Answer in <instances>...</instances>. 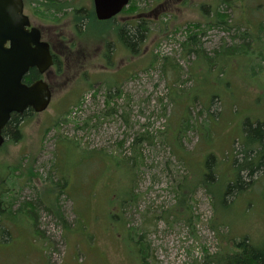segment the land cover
Here are the masks:
<instances>
[{
	"label": "rangeland",
	"instance_id": "obj_1",
	"mask_svg": "<svg viewBox=\"0 0 264 264\" xmlns=\"http://www.w3.org/2000/svg\"><path fill=\"white\" fill-rule=\"evenodd\" d=\"M39 1L27 0L37 24L56 23L70 34L77 22L75 39L111 46L108 59H99L97 51L83 64L89 85L76 94L68 68L49 108L21 124L20 140L9 136L0 146V192L10 186L14 195L13 217L0 222L6 231H0V264H204L206 253L222 251L229 240L247 235L260 244L264 170L251 177L242 172L246 191L226 195L215 228L212 197L197 183L214 152L216 176L209 181L224 193L234 154L243 157L245 120L264 122V0H169L159 19L147 20L150 31L136 51L111 25L123 26L126 19L110 24L78 17L93 10V0H52L58 8L44 18L34 12ZM160 1L133 0L135 9L128 12L150 13ZM217 12L227 15L228 29L205 28L217 22ZM199 22L205 55L235 44L206 61L217 64L210 70L182 46L190 25ZM167 57L179 67L173 69L177 79L171 70L163 72ZM109 90L119 94L110 113ZM145 132L150 141H140L142 155H136L135 139ZM183 183L185 194L187 185L196 184L187 198L192 226L185 206L179 218L169 213L180 202ZM26 201V213L20 212ZM142 241L150 245L146 259L139 258Z\"/></svg>",
	"mask_w": 264,
	"mask_h": 264
},
{
	"label": "trees",
	"instance_id": "obj_2",
	"mask_svg": "<svg viewBox=\"0 0 264 264\" xmlns=\"http://www.w3.org/2000/svg\"><path fill=\"white\" fill-rule=\"evenodd\" d=\"M38 1L39 0H37V2ZM167 3L169 4V1ZM158 7L159 6H157V4H156L155 9H153V11L150 13L138 11L136 13V18H139V21H141V22L135 27H132L128 24H124L123 26L119 27V26L111 24V21H108V22H110V24L113 26L114 32L118 34V36H119L118 39H120V40L122 39L124 42V45H126L130 49L136 51L138 49V47L142 44V42L145 41V39L147 38L148 33L150 31L148 25L146 24L147 20L156 19L155 18V15H156L155 12L159 11L160 8L167 7V5H164L160 8H158ZM57 8H58V5L55 2H53L52 0H47V1H41L40 0L39 3L37 4V6L34 7V9H35L34 12H35V14H38L44 18V16H46V14L53 15L54 12H52L51 14H49V12H51L52 9L55 10ZM130 8L135 9V7H133V0L131 1L130 6L124 10L125 12H123V14L132 15L131 13L128 12L130 10ZM134 9H132V10H134ZM85 10L87 11V12L85 11L86 15H81L78 17H85L88 19H96L94 9L90 10V11L87 9H85ZM83 11L84 10H82V12ZM74 12H79V11L75 10ZM151 15H153L154 18L151 17ZM217 17H218L217 22L212 23V24H208L205 26V28L212 27V26L216 25V26H219L223 29H225V28L228 29L229 28L228 27V21H227V19H225L227 17V15H225V13H220V12L218 13L217 12ZM75 23H77V22H75ZM261 29L264 32V25L263 24L261 25ZM77 30L79 31V33H81V30L79 27H77ZM189 30H190V32L187 35L186 40L182 43L183 50H184V53L197 55V57L199 58V62H198L199 65L198 66H202L201 63H203V61L206 62L209 59H213L214 57H217L221 49H223V48L230 49L232 47V45H235V44H232V45L227 46L224 44L222 46V48L217 51V54L215 56L214 55L207 56L204 54V48H203V43H202V39H201V37L204 35V28L202 27V23H198V24L196 23V24L190 25ZM238 35H239V38H241L240 37L241 33L240 34L238 33ZM102 42H103V40H102ZM109 46H111V45L109 44ZM154 58H155V56H154ZM262 61L264 62V59H262ZM151 63H152L151 64V66H152L153 62H151ZM204 65H205V63H204ZM212 65H217V64L212 63L209 67L207 62H206V66L209 67L208 68L209 70H210ZM220 66L221 67H220L219 74H222L221 72H223L224 67L222 64ZM169 67H171L172 69H169ZM263 67H264V64H263ZM162 68H163V72L165 74H167L166 69H168V70H171L173 72V76L176 77V79L178 78L179 73H177L175 70L173 71V69H176L179 67H178V65H173L171 63L169 57H167L165 59V61L163 62ZM257 72L260 73L261 71H257ZM255 75H258V74H255ZM37 76H38L37 71L35 69H31L28 72V74L26 75V78L28 80H32V79L36 78ZM171 89L174 93L176 92V91H174L172 86H171ZM115 95H119V94H114V93H112L111 90H109L105 94V97H106L105 101L107 103V108H109V107L111 108L110 111H108V113H110L112 110H115V108H116L115 106H114V108L110 106V102L115 97ZM194 96L195 97L193 99H196L197 95H194ZM216 97L217 96H215L214 98H216ZM78 102H79V100H78ZM106 111H107V109H106ZM20 126H21V124L18 123V117L12 118L6 125L5 136L6 137L10 136L15 140H20L22 138L21 137L22 132H21ZM144 140L150 141V133L149 132H147V133L145 132V134L143 133V135H139L136 137V139H135L136 143L133 145V147H136L134 150L136 155H139V154L142 155L139 147H137V146H140L139 145L140 141L142 142ZM175 144L177 145L176 142H175ZM239 144H241L243 146V149L241 150L243 157L241 158V160H238L236 158V155L234 154V157H233V159H234L233 160V165H234L233 169L234 170L231 172L232 177H231V179H229L228 188L226 189V191L224 193L220 187L216 186L214 183L213 184L210 183V181L213 180V178L216 176L215 168H213L210 165V162H213V161H215V159H217V155L214 152L209 154L208 169L209 168L210 169L208 170V172H204L203 177L199 180L200 182L198 181V183H197V184H199V183L204 184L208 193L212 197L213 207L216 210L215 211L216 217L214 219L215 224H212V226L214 228L217 227L216 226V225H218L217 219L219 218V216L221 214L218 211V205H225L224 200L226 199L225 198L226 195L235 193V196L238 197V196H241L246 191L243 188L249 181H246L243 179L242 172L244 170H248L249 171L248 175L251 177L256 171L264 170V122L260 121V122H257L255 124V123L251 122L250 119L245 120L243 132H242V137H241V140H239ZM135 156H133V158ZM123 160H125L126 163L128 162L124 158H123ZM6 181H8V183H9L10 180H6ZM184 183H185V181H184ZM184 183L179 186V190H178L180 197L182 195V197L179 198V201L181 202V203L179 202L180 205H178L179 204L178 203L173 208V210L169 212L171 215H175L177 218H179L180 215H183V211H185L184 213L189 214L191 206L188 204L187 198L190 197L189 195L193 194V192L195 190L193 188H194V186H196V184H195L192 188H190L192 185H191V183H189L191 186H189V185L186 186V188H188V189L185 188V192H187V194H185L184 193ZM5 187L6 188L2 189V191L0 192V222H4L5 220H10V218L13 217L12 207H13V203H14V195L10 193V190H8V188L10 186H5ZM131 191L128 192V193H130V197L132 194ZM63 193H65V192H63ZM126 201L127 200H124L121 204L125 203ZM29 204H30V202H27V201L24 202V205H23L24 207L22 206V209L20 212L26 213L25 209H27L29 207ZM184 206H185V209H183V211H182L181 208H183ZM23 208H24V210H23ZM30 211H32V209H30ZM222 213H223V211H222ZM161 217L166 219L165 216L160 215V218ZM62 220H63V218H62ZM150 220L151 219H146L144 221L147 224V226L148 225L150 226V224H151V223H149ZM190 221H191V213L188 215V217H186V223L188 225H191ZM212 222H213V219L211 220V223ZM4 225H6V223H4ZM3 228L4 227L0 226V231L6 232ZM145 231H144V233H142L141 236L139 235V237H141L143 239L146 238L147 233H145ZM147 232H149V231L147 230ZM139 246H140L139 258L144 259L145 257L149 256V251H147V248L149 249L150 245L148 243H143V241H142ZM204 258H205L204 264H214V263H217V264H264V240L259 244L257 241L253 240L251 237L245 235V236H242L238 239L229 240L227 242V246H225L222 251L220 250L214 254L206 253Z\"/></svg>",
	"mask_w": 264,
	"mask_h": 264
},
{
	"label": "water",
	"instance_id": "obj_3",
	"mask_svg": "<svg viewBox=\"0 0 264 264\" xmlns=\"http://www.w3.org/2000/svg\"><path fill=\"white\" fill-rule=\"evenodd\" d=\"M93 2L97 18L107 20L119 14L130 0ZM23 11V0H0V145L5 141L3 129L12 112L23 113L29 107L42 112L52 99L43 80L30 85L23 82L30 68L44 72L52 64L48 44L41 41L38 28H28L30 19Z\"/></svg>",
	"mask_w": 264,
	"mask_h": 264
},
{
	"label": "flooded vegetation",
	"instance_id": "obj_4",
	"mask_svg": "<svg viewBox=\"0 0 264 264\" xmlns=\"http://www.w3.org/2000/svg\"><path fill=\"white\" fill-rule=\"evenodd\" d=\"M23 1H24V13L30 16L32 26L39 28L40 33H41V40L48 44L49 50L52 56V64L49 68H47L44 72H41L39 68L37 67L30 68L29 71L31 69H35L38 73V76L32 80H28L26 78V75L29 72L28 71L25 74L23 81L26 84L30 85L38 80H44L48 84L51 90L52 100H53L55 97L56 86L58 85L59 78L66 75L68 68H69V71L72 72L71 75L74 78L73 91L75 92L76 90H78V92L76 93L78 94L81 90V87H83V84L87 83L86 80L83 78V76L86 75V72L82 69L83 64L85 62L87 63L88 61L91 62L92 61L91 58L95 59L96 58L95 53L97 51H99L98 53L99 59H102V58L108 59L109 58V44L106 45L103 49L101 48L102 46H98L97 44H94L92 46L91 42L83 43L81 39L79 40L75 39L74 35L76 31H78L77 23L73 25V29L70 30V34L65 33L63 31V27L60 28L59 25L57 24H52L50 26H45L40 23L37 24L35 20L31 18V14L28 12L29 7H27V0H23ZM168 1L169 0H165L163 2L158 3L157 4V6H159L158 8L164 5H168L167 3ZM162 14L163 12L161 13V15ZM118 17H122L126 19V22L124 24H128L132 27L137 26L141 22L139 21V18H136V13L132 15H126V16L117 15L115 18H113V20H115ZM158 17L159 15H157V18ZM71 37L72 39H70ZM107 48H108V51L106 52ZM73 65L74 67H72ZM75 98H76V95H75ZM42 113L43 112L38 113L33 108L29 107L25 109L23 113L12 112L10 120L14 117L15 118L18 117V123L22 124V123L27 122L28 119L30 120L31 118H33V116H35V119H37L36 115L42 114ZM36 122L39 123L40 121L37 120ZM5 130H6V126L3 130L4 135H5Z\"/></svg>",
	"mask_w": 264,
	"mask_h": 264
},
{
	"label": "bare ground",
	"instance_id": "obj_5",
	"mask_svg": "<svg viewBox=\"0 0 264 264\" xmlns=\"http://www.w3.org/2000/svg\"><path fill=\"white\" fill-rule=\"evenodd\" d=\"M136 239V238H135Z\"/></svg>",
	"mask_w": 264,
	"mask_h": 264
}]
</instances>
